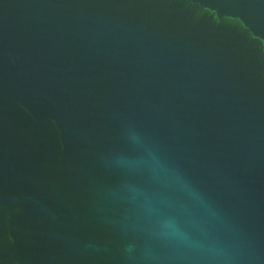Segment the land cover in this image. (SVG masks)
<instances>
[{"label":"water","instance_id":"95a60500","mask_svg":"<svg viewBox=\"0 0 264 264\" xmlns=\"http://www.w3.org/2000/svg\"><path fill=\"white\" fill-rule=\"evenodd\" d=\"M0 264H264V0H0Z\"/></svg>","mask_w":264,"mask_h":264}]
</instances>
